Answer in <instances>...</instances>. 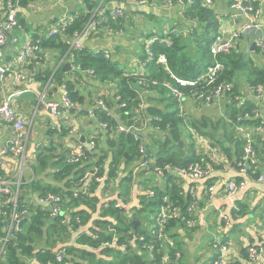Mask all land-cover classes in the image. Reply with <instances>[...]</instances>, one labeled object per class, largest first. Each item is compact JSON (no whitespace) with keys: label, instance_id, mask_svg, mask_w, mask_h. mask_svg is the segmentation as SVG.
<instances>
[{"label":"trees","instance_id":"trees-1","mask_svg":"<svg viewBox=\"0 0 264 264\" xmlns=\"http://www.w3.org/2000/svg\"><path fill=\"white\" fill-rule=\"evenodd\" d=\"M35 1L39 0H20V6L25 8L29 3L36 4ZM172 1L173 4L170 6L179 8L178 16L170 19V17L167 18L168 15L160 18L153 15V19L157 21L153 22V27L146 28L142 24L145 18H136V13L144 10L143 7L157 9L161 7V10L166 11L167 0H145L143 3H136L138 7L134 10L127 7V2L130 0H81L80 3L77 2L75 8L70 10L69 14L74 16L70 24L64 27L60 24L61 30L58 34L51 38H43L44 47L61 49L63 54L68 52V61L76 66L75 73L81 72L88 77L87 81L89 82L100 81L105 83L103 85L108 86L105 90L98 91L96 99H94L96 108H99L97 106L99 98H103L107 102L108 110L95 108L97 115L95 118H98L101 123H108V127L106 129L101 127L104 138L102 133L87 136V141H84L85 147L88 149L91 141H94L96 145L94 149L87 150V158L77 163H70L67 160L66 151L55 154L56 147L51 148L54 150L51 153L47 148L38 149L39 144L36 146V150H34L36 157L29 163L32 170L39 172L40 169L47 168L48 174L46 175L53 176L57 180L54 181L57 184L47 183L44 185L42 178L35 176L32 181L20 186L16 212L20 214L21 221L11 230L7 241L9 221H11L15 210L14 201L17 188L12 185L11 195L0 193L1 214L5 218H9L7 224L0 223V264H141L142 262L146 264H187L181 248L183 240L179 231L183 230L187 235H190L192 231H195V228L188 229L185 223L179 221L180 219L172 218L166 224L164 232L174 239V245L162 246L158 239L160 230L158 215L162 207L171 210L173 207L179 206L186 210L191 200L189 188L186 189L182 186V179L176 175L173 169L168 172L164 170L162 174L158 175L154 170H148L141 166L143 172H152L157 178L164 177L165 186H161L158 181L150 185L146 189L145 199L140 208L125 206L124 198L119 200L122 203L120 207H116L118 201L113 200L101 204L100 208L103 211L101 218L96 222L93 219V215L99 211L96 204L97 197H94V193L106 183H111L116 177L119 161L121 159L126 162L136 159L142 161L141 144L136 139L135 132H120L118 129L120 123L129 126L136 123L138 127L144 123L147 124L146 128L149 127L148 132L151 131L152 139L150 140L148 134H145L146 128L138 133L144 141L148 157L152 158L150 163L152 167L177 168L199 163L209 174L222 167L223 163H217V161L218 159L223 161L224 158L229 161L235 159V169L239 171L245 161L243 158L244 146L250 138L255 154L254 162L248 160L250 168L247 174L251 180L256 181L259 175L264 173L259 168V158L262 155L263 159L264 153L262 134L264 132L258 131V127L264 124V116L261 111L259 118L252 114L250 117H244L247 112L251 113L255 107L262 109L264 101L260 103L256 99L254 103L241 98L243 86L250 87L254 91L255 97L258 86L264 87V65L258 64L254 58L248 56L243 44V35L234 39L233 46L229 51L216 56L212 54V43L219 36L228 38L232 34V32L228 35L222 34V14L215 4L217 0H212L211 3H207L206 0H183L184 4L180 3V0ZM233 1L228 2V8L230 7L232 11L241 14L239 10L231 7ZM254 5L261 8V1L258 0ZM118 6L125 11V16L113 18L110 11ZM103 8L108 11V19L102 21L97 32H94L90 39L102 38L105 44L109 41L111 42L109 48L103 47L94 50L85 43L82 49L70 50L67 41L74 39L76 32H82L86 26H89L91 20L101 18L99 12ZM133 21L138 27L130 31L129 25H132ZM122 31L124 35H130L133 41L132 45H136L126 56L121 55L119 46L117 49V45H114L116 34L121 35ZM155 37H158L159 40L150 44V40ZM166 40L169 42L167 43ZM122 44L124 45V43ZM148 49L152 54L148 52ZM106 50L109 51L108 57ZM258 50L261 49L257 47L255 52L259 53ZM161 54L166 57L167 64L158 62ZM216 61L221 62L224 67L218 73L215 81L209 85H206L205 82L193 86L182 85L176 79L196 80L204 75L209 66H213ZM141 62H146L144 70L136 75L134 73L136 68L133 67V64ZM27 68L31 69L28 66ZM54 77H57V73L54 74ZM142 78L156 79L159 84L152 87L151 85L156 84L145 86L141 83ZM35 79L36 77H34ZM227 84H230L231 87L223 93V102L214 101V96L210 104H206L203 99H196L200 94H209L217 87ZM77 85L75 80L68 79L67 87H65L76 105H78L77 101H80V97L77 100V94H79ZM50 86L51 84L46 86L47 90ZM172 88L182 91L184 97L179 99L175 96ZM238 96L241 101L237 99ZM152 101L161 103V106L152 103ZM120 103L126 105L119 108ZM146 103L148 104L146 105ZM209 105H213L218 113L216 111L215 115L210 117L204 115L197 118L198 107L203 110ZM112 109H117L116 116ZM204 111L209 114L207 109ZM70 113H77L76 116H78L86 112L72 109ZM55 115L60 117L58 114ZM0 122L5 124L2 120ZM157 126L160 128L157 129ZM187 126H191L200 135L205 146L207 141L215 143L217 145L215 149L219 152L218 156H223V158L215 159L214 156L211 157L208 153L202 152L209 150L211 144L207 149L198 151L192 134H190L191 143L186 145L182 127L187 128ZM238 126L245 128V131L238 133ZM53 155L58 158L54 160L56 157ZM88 172L90 173L89 181L81 182L80 180ZM98 178L103 179L99 181ZM125 178L131 180L133 174H126ZM242 179V176L233 178L236 182H240ZM84 188L87 189V193L83 192ZM148 189H152L155 194L151 196ZM78 190H80L79 194L75 196L74 193ZM49 193L61 196L60 206H62L61 211L65 212L64 215L53 216L52 208L41 202L40 199L46 198ZM35 194H38L40 198L35 201L36 203L32 198ZM242 208L244 209L245 205ZM146 210H158L154 217L155 223H150L147 226L137 216L146 213ZM231 212L234 217L239 213L235 209ZM104 217H109V220L115 217L117 222H110ZM135 220L140 221L141 225H137ZM222 221L224 224V220ZM90 222L92 225L95 222V225L88 229L85 228ZM239 225L234 222L230 226V231L238 229ZM150 228L156 230V233H153ZM118 234L120 235V238L117 239L118 244L105 245L107 241L111 243L113 237ZM73 236L74 238H72ZM140 236H144L145 240H141ZM216 242H214L215 245ZM220 242L229 246L231 240L226 237ZM151 245L154 246L153 250L150 249ZM249 245L264 249L262 243H250ZM248 246L242 248L241 257L246 261L251 258ZM177 251L181 252L180 257H177ZM60 255L63 256L62 260H59ZM219 257L220 253L217 251L212 257L205 260L204 264H214ZM200 261L202 258L197 260V262ZM224 262L225 264H241L240 259L235 262Z\"/></svg>","mask_w":264,"mask_h":264},{"label":"crops","instance_id":"crops-1","mask_svg":"<svg viewBox=\"0 0 264 264\" xmlns=\"http://www.w3.org/2000/svg\"><path fill=\"white\" fill-rule=\"evenodd\" d=\"M80 1L81 0H39L35 1L36 4L29 3L27 7H22L19 16L22 27L13 32V35L18 37L19 41L17 43L10 42L3 47V62L6 64L15 59L23 41H25L28 36L33 40L36 39L40 41L43 48V52L37 56L36 60L33 59L31 63L38 67V72L35 76L36 79L34 80V78H32L30 81L23 84L21 88L23 92L15 103V107L19 113L24 116L28 122H32V126L28 132L29 143L27 142L25 158L22 160L21 156L13 154L3 156L4 165L1 168L2 179L14 185L15 188H17L16 191L19 192L20 186L29 183L35 176H37V178H42V184L45 183L44 185L47 183L57 184V182H54L57 180L54 179L53 176L46 175L48 174L47 168L35 172L29 164L31 160L36 157V152H34V150H36L38 144L40 145L38 149L41 147L47 148L52 153L54 150H51V148L56 147L57 152L55 150V154H61L64 151L68 154V152L77 149L79 146L85 147L84 141H87V136L89 135L102 133V137L104 138V132L100 125L101 121L95 118L97 115L92 116L91 112L96 111L94 99H96L95 96L97 92L101 91V89L105 90L108 86L103 85L105 83H101L100 81L94 83L89 82L87 81L88 77L81 74V72L75 73L76 66L68 61V52L63 54L61 49L43 46V38H51L58 34L61 30L58 22L64 17H68L70 15V10L75 8L77 2L80 3ZM229 1L230 0L215 1L218 11L222 14L223 35H228L233 31L239 30L245 22V18L237 11H232L230 7L228 8ZM260 1L262 14L259 22L264 24V0ZM127 7L128 9L134 10L138 6L134 0H130V2H127ZM159 8L160 9L143 7L144 10L139 11L140 13H136L137 15L135 17L147 19L154 18L153 15L158 18L168 15L167 18L170 17V19H172L178 16L177 10H179V8L176 6H168L166 11L161 10V7ZM51 30H55L56 34L51 35ZM242 35L244 36L243 44L248 56L254 58L258 64L264 65V48L259 46V42L264 41V27L260 30L247 31ZM127 37L128 35H124L123 31L121 35L116 34L114 45H117V49L118 46L119 50L121 49V45H123L122 43H124ZM103 40L102 38H89L84 40V44L90 45L94 50L103 47L109 48L108 46L111 42L107 41V44H105ZM254 42H256V48L253 47ZM257 47L261 49L258 50L259 53L255 52ZM67 62L71 63L72 69L66 71L62 70L64 64ZM18 68H20V66H18ZM56 73L58 78L54 77ZM68 79L77 82V92H79V94H77V100L78 97H80V101H77V103L80 107V111L86 113H81L76 116L77 113L66 111L64 114L65 117H57L49 109L44 108L42 103H38L37 100L38 98L40 100V95L46 90V101L62 103V93L65 87H67ZM12 81V78H9L8 84H0V102L13 91ZM49 84H51V86L47 90L46 86ZM242 91V100H249L255 103V93L250 87L243 86ZM152 103L161 106V103L156 101H152ZM147 104L148 103H146V105ZM198 108L197 112L201 114L196 113L197 118L204 115L210 117L215 115L216 111L218 113V110L216 109L215 111L213 105H209L203 108V110L201 107ZM206 109L210 115L204 111ZM261 111L264 116V106H262ZM113 112L115 116V113H118L117 109H114ZM148 129L149 127L144 130H147L145 134L149 133ZM262 134L264 138V133ZM12 137L13 132L11 126L0 122V150L7 141L12 139ZM202 152L208 153L211 157L214 156L215 159L218 157L223 158V156H218L219 152L216 149ZM53 156L56 157L54 160L58 158L56 155ZM234 160L235 159L229 161L223 158V161H221L218 159L217 163H223L222 167L213 170L196 184V191L199 198L197 212L198 224L195 227V231H192L190 235H187L183 230L179 231L183 240L181 248L183 249L185 262H187V264H204L205 260L212 257L217 252L214 248V242H216V240L217 242L223 241L226 237H228L232 243L229 242V247L224 252V255H222L224 261L235 262L240 259L241 264H264V251L259 262H252L251 260L246 261L241 257L242 248L244 246H248L250 243H262L264 245V182H257L255 180L250 181L246 187V191H239L233 198L227 197V183L237 176L236 170L232 167ZM139 162L140 161H137V159L129 162L121 159L117 164L116 177L111 183H106L105 186H101L94 193V197H97L96 204L99 210L97 214L93 215L95 222L101 218L103 212L100 208L101 204L103 205L113 200L116 202L118 201L117 203L121 205L122 203L119 200L120 198H124L126 200L125 206L140 208L145 199L146 189L150 185L158 181L161 186H165L164 177L157 178L152 172H143ZM259 168L264 172V153L263 159L262 155L259 158ZM126 174H133V179L127 180L125 178ZM88 181L89 179L86 180L85 183ZM190 183L191 181L182 182L183 187L186 189L189 188V193L194 185ZM210 186H214L212 192H210ZM32 198H34V202L40 199L38 194L33 195ZM7 201L9 202L8 199ZM16 201H18V199ZM243 205H245L244 209L242 208ZM1 207L0 204V223L5 225L9 218H5L1 214ZM234 209L239 212L236 217H234L231 212ZM224 216L229 219V223L223 218ZM108 218L109 217H104V219L109 220ZM112 218L109 221L116 223L115 217ZM222 220H224V224H222ZM95 222L93 225L92 222L88 223L85 228L88 229L90 226L93 227ZM234 222L240 224V227L231 232L230 226ZM87 233H89V231H87ZM228 233L229 235H226ZM230 235L231 237H229ZM74 236L72 238H74ZM116 237L118 239L120 235L118 234ZM211 240L212 243H210ZM200 258H202V261L197 262Z\"/></svg>","mask_w":264,"mask_h":264},{"label":"built area","instance_id":"built-area-1","mask_svg":"<svg viewBox=\"0 0 264 264\" xmlns=\"http://www.w3.org/2000/svg\"><path fill=\"white\" fill-rule=\"evenodd\" d=\"M207 3H211L212 0H206ZM258 0H234L231 4V7L234 9H237L240 11V15L245 18V22L242 25V27L239 30L233 31L231 36L228 38L225 37H218L214 43L211 45V52L214 56H216L219 53L229 51L230 48L233 46V41L236 37H239L240 35L244 34L247 31L250 30H260L262 27H264L263 23H260L259 20L261 18V8L256 7L254 4L257 3ZM145 0H136V3H143ZM180 3H183V0H180ZM167 4L170 6L173 4L172 0H167ZM249 7H246V6ZM20 6V0H0V84H8L9 78H12V86L13 91H11L1 102H0V120L5 122L6 124L10 125L13 132V137L11 140L7 141L4 146H2L0 150V193L5 195H11L13 192V187L11 184H9L7 181L2 179L1 174V168L4 165L3 162V156H6L8 154H13L16 156H21L22 160L25 158V152L28 142V132L30 130V127L32 125V122H28L27 119L22 116L19 111L15 107V103L17 99L22 94V86L24 83H27L32 78H34L37 75L38 67L36 65L31 64L32 60L36 59L37 56L43 52V48L41 45V42L38 40H33L31 37H27L25 41H23V44L21 45L20 50H18L16 57L13 61L9 62L8 64L3 62V47L7 45L10 42L17 43L19 41L18 37H15L13 35V32L21 28L20 24V18L19 15L21 13ZM100 9V8H99ZM98 9V10H99ZM99 15L101 18L91 20L90 25L86 26V28L82 32H76L75 37L72 40H68L67 42L70 45V50L74 49H82L84 47V40L89 39L90 36L97 32L98 27L100 24H102V21L104 19H108V11L107 9L103 8L100 10ZM110 15H112L113 18H119L125 16V11L122 9V7L118 6L113 8L110 11ZM74 19L73 15H69L68 17H64L60 20L59 24H62V27L67 26L70 24V22ZM51 35L56 34L55 30H51ZM156 38V39H155ZM153 39L159 40L158 37H155ZM168 43L169 41L166 40ZM259 45L261 48H264V41L259 42ZM148 52L152 54L150 49H148ZM106 56H109V51L106 50ZM158 61L167 64L166 57L161 54L158 58ZM20 66V68H18ZM30 67L31 69L27 68ZM167 66V65H166ZM223 64L219 61H216L213 66H209L208 71L204 74L198 77L196 80H187L182 78H176L177 81L182 85H198L202 82H205L206 85H209L215 81V78L218 76V73L223 68ZM79 68V67H77ZM168 68V67H167ZM231 85L227 84L225 86H219L214 91H212L209 94H200L197 96V98H201L205 101L206 104L212 103L211 100L214 96V101H217L218 103L223 102L222 101V95L223 93L230 89ZM47 88V87H46ZM174 91L175 96H177L179 99H182L184 96L183 92L172 88ZM46 90L43 91V93L40 95V104L44 106V108L49 109L51 112L58 114L59 116H64L66 111H71L72 109H77L79 112L80 107L76 105L71 97L69 91L65 88L62 93V103L54 102V101H46L45 95ZM196 93V92H194ZM237 99H240L238 96ZM255 99H258L260 103L264 101V87L258 86L257 88V96ZM241 101V99H240ZM125 106L126 104H122ZM97 106L98 109L108 110V105L105 99L99 98L97 100ZM251 114L255 116L256 118L261 117V109L259 107H255L251 110V113L247 112V114L244 115V117L248 116L250 117ZM92 116H95V112H91ZM65 117V116H64ZM101 126L103 129H106L108 127V123L102 122ZM147 127V124H143L141 127H138L136 123L132 125H123L119 124L118 129L120 132L130 133L135 132L136 139L140 141V153L142 156V161L140 162L142 167L147 168L148 170H154L158 175L162 174V172L165 170L168 172L170 169H173L177 176H179L183 181H191L194 185L191 188V200L189 204L187 205L186 210H183L179 206L173 207L171 210L167 209L165 207H162L161 212L158 215V226L160 228L159 230V236L158 239L161 242V245L170 244L171 246L174 245V239L169 237L165 232V226L166 224L172 219V218H178L179 221H184L186 223V226L188 229L195 228L198 224V218H197V212H198V206H199V198L196 191V184L200 182L204 177L208 175V173L204 170V168L199 164H191L188 167H177V168H171L170 166H166L165 168H162L160 166H151L152 158L148 157L146 150H145V144L138 133V131H142L144 128ZM258 131L264 132V124L258 127ZM95 142L91 141L90 146L88 149L83 146H79L77 149L71 150L68 153L67 160L70 163H77L81 160L87 158V150L94 149ZM254 154L255 149L252 145V141L249 138L247 144L244 146V162L242 163L239 171L235 169L234 162L232 163L233 169H235L238 173V176H242L243 179L240 182H236L235 180H231L227 183L226 186V193L227 197L233 198L236 196V194L239 191H243L247 189V185L250 181H253L250 179L249 175L247 174V171L250 168V165L248 164V160H252L254 162ZM240 173V174H239ZM90 173L88 172L85 174L84 178H82L80 181L85 182L89 179ZM99 181L102 180V178H98ZM257 182H264V173L260 174L259 177L256 180ZM210 192L213 191L214 186H210ZM152 192V189L149 190ZM153 193V192H152ZM19 196V191H16L15 193V210L13 212L9 229H8V236L6 238V241L9 238V235L11 233V230L18 226V224L21 221L20 214L16 212V205H17V199ZM42 203L47 204L49 207L52 208V215L53 216H59L64 215V212L62 210V206H60V203L62 201L61 196L55 193H49L48 196L44 199H40ZM226 219V221L229 223V219L225 216L223 217ZM152 229V228H150ZM153 233H156V230L152 229ZM141 240H145L144 236H140ZM5 241V242H6ZM229 246L226 243L223 242H216L215 248L216 251L220 253V257L215 260L214 264H225V262L221 259L222 255H224V252L227 250ZM150 249L153 250L154 246L151 245ZM264 249L262 247L258 246H249L248 252L250 254V260L252 262H256L261 260V256L263 255ZM177 257L181 256V252H176ZM153 257V255H150ZM167 259V257H165ZM63 256H59V260H62Z\"/></svg>","mask_w":264,"mask_h":264},{"label":"rangeland","instance_id":"rangeland-1","mask_svg":"<svg viewBox=\"0 0 264 264\" xmlns=\"http://www.w3.org/2000/svg\"><path fill=\"white\" fill-rule=\"evenodd\" d=\"M134 2L136 3V0H134ZM169 5H166V7L168 8ZM100 8V7H99ZM98 8V9H99ZM157 20L153 19V18H147V19H144V22L142 23L146 28H151L153 27V22H156ZM131 26V27H130ZM137 24L135 23V21L132 22V25H129V28H130V31H132L133 29L137 28ZM132 37L130 35H128L127 39L124 40V45H121V55L123 56H126L127 54H129L133 48L136 46V45H132ZM156 39V38H155ZM155 39H151L150 40V44L154 42ZM169 41V40H168ZM119 51V52H120ZM148 62V61H147ZM159 62V61H158ZM161 63V62H159ZM145 64L146 62H141L140 64H136L134 63L133 64V67L136 68V70L134 71V73L137 75L139 73H142V70H144V67H145ZM163 64V63H162ZM143 80H141V83L144 84L145 86H148L149 84H156V85H151L152 86H158L157 84H159V81H157L156 79L152 80V79H145V78H142ZM161 86H163L162 84H160ZM165 87V86H164ZM170 90V89H169ZM196 99H201V98H197ZM38 103H40V100L38 98ZM123 103H120L119 104V108L123 107L122 105ZM98 109V108H96ZM211 123V122H209ZM160 128L157 126V129ZM238 129V133H241V132H244L245 131V128L241 127V126H238L237 127ZM182 130H183V137L185 139V144L186 145H189L191 143V138H190V134H192V136H194V140H195V143L197 145V149L198 151H200L201 149H207L209 147V145L211 146V148L209 147V150H212V149H215V147H217V145L215 143H211L210 141L206 142V146H204L202 143H204L202 140H201V137L199 134H197V132H195V130L191 127V126H187V128L185 127H182ZM221 130V129H220ZM151 131H149L148 133V138L151 140L152 139V135L150 134ZM97 137V136H96ZM96 139V138H95ZM30 174V172H29ZM79 191H76L74 193L75 196H78L79 194ZM84 193H87V189L84 188L83 190ZM148 192L150 193L151 196H153L155 194V192L152 190V192H150L148 190ZM116 207H120V204L119 203H116ZM147 211V212H146ZM145 212L146 213H143L142 215H137L140 219H142V221L146 224V226L150 223H155V215L157 214L158 210H155V211H149V210H146ZM65 214V212H64ZM180 222H183L185 223L184 221H180ZM141 225V224H140ZM185 226H186V223H185ZM187 227V226H186ZM188 228V227H187ZM187 228H185V230H188ZM145 229V228H143ZM111 231H113L112 229H110ZM117 244V237H113L112 239V242L110 243L109 241L105 242V245H116ZM251 246V245H250ZM254 246V245H253ZM249 247V246H248ZM146 258L148 259V257L146 256Z\"/></svg>","mask_w":264,"mask_h":264},{"label":"water","instance_id":"water-1","mask_svg":"<svg viewBox=\"0 0 264 264\" xmlns=\"http://www.w3.org/2000/svg\"><path fill=\"white\" fill-rule=\"evenodd\" d=\"M253 47L254 48H256V42H254L253 43ZM72 69V65H71V63H69V62H67V63H65L64 64V66H63V68H62V70H71ZM181 144H183V142H181ZM237 176H238V174H237ZM247 189H245V190H243V191H246ZM134 222H136L137 223V225H139L140 224V221H138V220H135ZM7 223H8V221H7ZM142 264H146L145 262H142Z\"/></svg>","mask_w":264,"mask_h":264}]
</instances>
